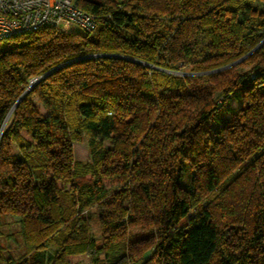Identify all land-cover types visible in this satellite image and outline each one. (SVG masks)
Returning a JSON list of instances; mask_svg holds the SVG:
<instances>
[{
  "label": "trees",
  "instance_id": "1",
  "mask_svg": "<svg viewBox=\"0 0 264 264\" xmlns=\"http://www.w3.org/2000/svg\"><path fill=\"white\" fill-rule=\"evenodd\" d=\"M75 2L0 49V264H264V0Z\"/></svg>",
  "mask_w": 264,
  "mask_h": 264
},
{
  "label": "built area",
  "instance_id": "2",
  "mask_svg": "<svg viewBox=\"0 0 264 264\" xmlns=\"http://www.w3.org/2000/svg\"><path fill=\"white\" fill-rule=\"evenodd\" d=\"M43 26L67 33L90 32L96 20L75 0H0V40Z\"/></svg>",
  "mask_w": 264,
  "mask_h": 264
},
{
  "label": "rangeland",
  "instance_id": "3",
  "mask_svg": "<svg viewBox=\"0 0 264 264\" xmlns=\"http://www.w3.org/2000/svg\"><path fill=\"white\" fill-rule=\"evenodd\" d=\"M15 43H17V41H15V40H10V39L0 40V49L6 48V47H11ZM35 103L37 104L39 111L42 114H45L46 111L41 107V105L39 103H37L36 101H35ZM228 105L231 107H238L239 103H238V101L232 99L228 102ZM215 126H216V124L212 122L210 124L211 130ZM71 147H72V157H73V160L75 162L86 163L89 161L87 137L85 135L81 136L80 140L73 141L71 143ZM17 152H18V150H17L15 144L13 142H11V153H17ZM107 182H109V181H107ZM7 222L9 225H11L12 230H18V226L13 223V219L7 218L6 223ZM15 238H16V240L14 242L8 241V240H6V241L8 242V244L11 246V248L13 250H15V251L20 250V253H22L26 249V246L23 243L22 237H21V235L16 234ZM55 250H56L55 246H52L49 248V251H51V252H54ZM67 261H68V264H92L90 258L85 253H78L75 255L68 256Z\"/></svg>",
  "mask_w": 264,
  "mask_h": 264
},
{
  "label": "water",
  "instance_id": "4",
  "mask_svg": "<svg viewBox=\"0 0 264 264\" xmlns=\"http://www.w3.org/2000/svg\"><path fill=\"white\" fill-rule=\"evenodd\" d=\"M5 123V122H4ZM4 123H3V125H4Z\"/></svg>",
  "mask_w": 264,
  "mask_h": 264
}]
</instances>
